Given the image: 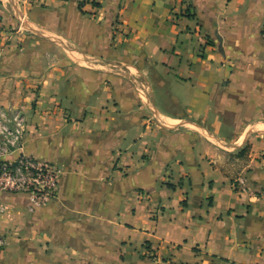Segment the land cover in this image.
Returning a JSON list of instances; mask_svg holds the SVG:
<instances>
[{"label": "crops", "instance_id": "1", "mask_svg": "<svg viewBox=\"0 0 264 264\" xmlns=\"http://www.w3.org/2000/svg\"><path fill=\"white\" fill-rule=\"evenodd\" d=\"M0 105L59 169L0 264H264V0H0Z\"/></svg>", "mask_w": 264, "mask_h": 264}, {"label": "built area", "instance_id": "2", "mask_svg": "<svg viewBox=\"0 0 264 264\" xmlns=\"http://www.w3.org/2000/svg\"><path fill=\"white\" fill-rule=\"evenodd\" d=\"M25 137L24 114L0 105V191L26 193L34 205L45 204L57 194L59 169L24 154ZM4 245L0 236V248Z\"/></svg>", "mask_w": 264, "mask_h": 264}, {"label": "rangeland", "instance_id": "3", "mask_svg": "<svg viewBox=\"0 0 264 264\" xmlns=\"http://www.w3.org/2000/svg\"><path fill=\"white\" fill-rule=\"evenodd\" d=\"M188 11L185 10L184 15H187ZM21 25V24H20ZM19 29L22 30L23 32L27 33V34H31L33 35L34 33H38L39 29L34 28V27H29V26H23V23L21 26H19ZM113 31L115 32H120L118 29V23L115 21V27L112 28ZM108 66H110V68H114V73H118L120 75H123L124 77H126V80L131 81L133 84H136L138 87L142 88V89H149V85L147 83V81L139 74H134L130 68H127L125 66L122 65H114L110 62V63H106ZM150 111L148 114V117L151 116V118H149L150 123L153 122L155 124L156 120L154 119V116H158L159 114H156V111L154 108H152V110L149 108ZM160 116V115H159ZM224 146V145H223ZM225 150V149H224Z\"/></svg>", "mask_w": 264, "mask_h": 264}]
</instances>
